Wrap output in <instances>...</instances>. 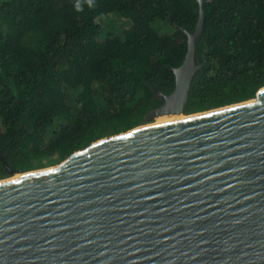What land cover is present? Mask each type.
<instances>
[{"label": "water", "instance_id": "obj_1", "mask_svg": "<svg viewBox=\"0 0 264 264\" xmlns=\"http://www.w3.org/2000/svg\"><path fill=\"white\" fill-rule=\"evenodd\" d=\"M188 35L161 117L62 164L0 181V264H264V88L185 115L200 66Z\"/></svg>", "mask_w": 264, "mask_h": 264}, {"label": "trees", "instance_id": "obj_2", "mask_svg": "<svg viewBox=\"0 0 264 264\" xmlns=\"http://www.w3.org/2000/svg\"><path fill=\"white\" fill-rule=\"evenodd\" d=\"M185 115L264 88V0H206ZM197 0H0V181L144 125L176 88Z\"/></svg>", "mask_w": 264, "mask_h": 264}, {"label": "bare ground", "instance_id": "obj_3", "mask_svg": "<svg viewBox=\"0 0 264 264\" xmlns=\"http://www.w3.org/2000/svg\"><path fill=\"white\" fill-rule=\"evenodd\" d=\"M183 119H186V117H183V116H178V117H161L159 120H157V122L155 124L150 125V126H145V127H152V126L162 125V124H166V123H170V122L180 121V120H183ZM19 177H21V176L14 177V179H17Z\"/></svg>", "mask_w": 264, "mask_h": 264}, {"label": "rangeland", "instance_id": "obj_4", "mask_svg": "<svg viewBox=\"0 0 264 264\" xmlns=\"http://www.w3.org/2000/svg\"><path fill=\"white\" fill-rule=\"evenodd\" d=\"M159 119H160V118H158V119L152 121L150 124L142 125L141 128H142V127H145V126L153 125V124H155V123L157 122V120H159ZM56 166H58V165H56ZM56 166H51V167H49V168L56 167ZM46 169H48V168H46ZM42 170H43V169H42ZM18 176H19V175H15L14 177H18Z\"/></svg>", "mask_w": 264, "mask_h": 264}]
</instances>
